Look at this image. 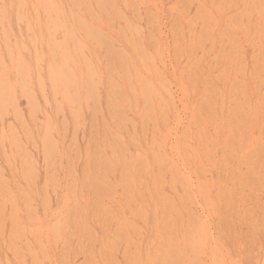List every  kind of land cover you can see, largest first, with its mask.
<instances>
[{
	"label": "rangeland",
	"instance_id": "374dc122",
	"mask_svg": "<svg viewBox=\"0 0 264 264\" xmlns=\"http://www.w3.org/2000/svg\"><path fill=\"white\" fill-rule=\"evenodd\" d=\"M0 264H264V0H0Z\"/></svg>",
	"mask_w": 264,
	"mask_h": 264
}]
</instances>
